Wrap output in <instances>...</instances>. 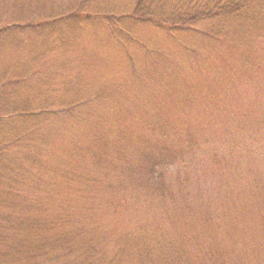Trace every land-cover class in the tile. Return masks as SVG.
<instances>
[{"label": "rangeland", "instance_id": "374dc122", "mask_svg": "<svg viewBox=\"0 0 264 264\" xmlns=\"http://www.w3.org/2000/svg\"><path fill=\"white\" fill-rule=\"evenodd\" d=\"M198 1L245 6L171 31L129 17L136 0L15 1L20 25L60 21L15 35L27 53L0 38V79L49 100L30 144L43 198L75 208L80 233L53 242L75 257L264 264V0Z\"/></svg>", "mask_w": 264, "mask_h": 264}, {"label": "trees", "instance_id": "16d2710c", "mask_svg": "<svg viewBox=\"0 0 264 264\" xmlns=\"http://www.w3.org/2000/svg\"><path fill=\"white\" fill-rule=\"evenodd\" d=\"M15 1L17 0H0V38L14 37V41L7 46L17 45L22 52L27 53L34 47L32 40L17 44L15 35L24 32L32 34L46 27L50 39L63 36L56 28L60 21H56L58 19H54L55 17L52 21H47L48 23L24 22L20 25L17 19L20 15L16 14L23 10L15 8ZM244 6V2L209 6L198 0H136L134 9L128 16L172 31L185 28L190 23L233 14ZM172 7H178L179 11ZM7 12L11 13L9 20L5 17ZM76 14L75 12L72 15ZM32 76L23 75V79L12 81L0 79V264H120L125 258L122 259L118 252L107 263L103 255L96 259L95 252L91 256L80 253L75 257L70 250L72 246L68 248L64 243H53L62 242L71 235L80 233L76 228L81 225L73 221L75 208L71 203L63 201L60 196L53 195L54 199L51 201L43 198L48 183L44 178L51 169L48 171L44 168L42 155H32L35 145L30 144V141L34 135L40 143L37 148L43 146L45 138L42 139L39 122L52 111L44 107L49 102L47 98L43 102L38 100L39 96L31 99L27 96L21 97L20 86H24L22 84L25 79L33 80ZM61 100L59 102L65 101ZM58 105L63 106L60 103ZM72 106L71 109H75ZM26 190L39 198L30 199ZM104 252L101 251L102 254Z\"/></svg>", "mask_w": 264, "mask_h": 264}]
</instances>
